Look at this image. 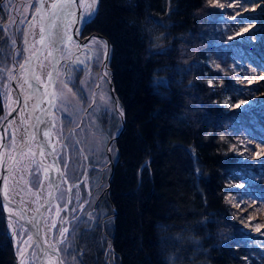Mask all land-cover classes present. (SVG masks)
<instances>
[{
  "label": "trees",
  "instance_id": "16d2710c",
  "mask_svg": "<svg viewBox=\"0 0 264 264\" xmlns=\"http://www.w3.org/2000/svg\"><path fill=\"white\" fill-rule=\"evenodd\" d=\"M223 13L208 0H98L85 25L110 43L124 119L106 195L116 264H254L223 199L246 169L233 137L256 130L251 113L224 104L244 93L229 66L248 54L228 38ZM101 237L99 226L86 229L77 264H106ZM0 264H16L1 202Z\"/></svg>",
  "mask_w": 264,
  "mask_h": 264
},
{
  "label": "rangeland",
  "instance_id": "374dc122",
  "mask_svg": "<svg viewBox=\"0 0 264 264\" xmlns=\"http://www.w3.org/2000/svg\"><path fill=\"white\" fill-rule=\"evenodd\" d=\"M34 2L35 0H33V3ZM16 3L24 4L25 0H16ZM219 3L224 5L223 15H227L228 20L230 18L233 24L231 30H227L229 35L228 38L234 42L237 39L235 44L244 48V51L246 50L248 54V56L243 55L242 58L236 57V64L229 66L230 75L234 78V84L242 87L244 93L243 95L241 93L235 95V102H231L228 97H225L224 104L229 111L242 110L246 111L244 113H251L256 125L255 133H249L246 136L244 133H241L237 135V137L236 135L233 137L237 140H234L236 155L243 162V166H246V169L240 179L231 181L227 184L223 199L228 204L231 214L236 220L235 225L238 234H240L241 244L247 248V253L255 259L254 264H264V167H262L264 166V96L259 91L260 87H264V32L261 31V29L264 28V0H254L252 3H243L242 0H219ZM29 8L25 14L26 17L28 16ZM32 11H34L33 8ZM0 14L1 16H6L2 10H0ZM94 14L92 16H94ZM19 18L20 17H18V19ZM224 18L226 19V16H224ZM27 20L28 18L25 19V23L23 24L16 23L7 27L9 35L7 40H9L11 52L10 61L6 64L8 68H19V64L23 62V52L26 56H30L39 45V36L37 32L29 28ZM3 23L5 25L8 24L6 18ZM23 27L28 28L26 34L27 43H25V39L22 37L21 31ZM32 32L35 33L34 36L31 34ZM13 40L16 42L15 45L12 43ZM100 40L104 41L102 39ZM87 51L89 55L86 58V70H88L90 74V66H96L95 73H91V81L95 82L96 75H98L100 69L103 71L102 75L103 73H107L106 80L101 82L102 86L95 97H90L92 87L85 92L87 96L85 104L83 105L78 103L76 98L69 97V99H71V116L64 112L62 104L57 101L51 117L50 128L55 139L60 134L62 128L64 137H69L70 130L75 128L74 136L66 141L70 145L66 151L71 156L68 169L69 183L67 185L62 184L61 190H64L73 183H80V187L78 190L73 189V192L70 194L72 197L70 204L67 203L69 193L65 195L64 200H55V203L50 206L51 211H47L46 213L44 220L46 224L44 222V225L48 228L47 225H50L52 221H56L59 227L61 226L60 220L63 218V226L69 229L66 235L68 236L70 247L68 244L57 245L62 249H68L67 252L62 251L59 253L60 260L63 261V264H77L76 260L79 257L78 241L81 235L85 233L86 229L89 231L92 227L99 226L102 230V237L100 239L105 243L106 264H116L118 257L113 253L110 246L113 209L110 207L108 201L105 200V208H101L99 214H93L92 211L94 210L97 199L99 197L102 199L104 191L107 188L108 178L110 176V167L108 166L109 160H111L112 163L115 162L114 144L111 142L119 134L121 129L119 117L121 111L119 105L115 106L110 96L111 92L109 93V83L107 80H109L110 71L107 67L102 69L104 58L98 61L94 53L90 54L89 48L88 50L85 48V56L87 55ZM67 57L69 56L67 55ZM49 62L48 53L45 52L41 59H39V64H37V69L35 71L37 74L41 75L42 79H46ZM41 65H43L42 68ZM20 73L22 77L17 83H23L24 78H26L24 70ZM60 81H65L63 79L62 67L58 72L56 89L62 88ZM249 81H251V83H249ZM6 90L9 93V99L7 100L4 95ZM20 91L23 93V96H27L29 95L30 89L27 84H24V88ZM0 95L3 104L2 117H7L11 108L15 106V104L11 103L15 95L12 94L11 81H8L6 78L0 80ZM93 98L95 104L89 107ZM241 101H243V103H241ZM236 105H239V107H236ZM82 118H84L83 124H81ZM106 118L111 121V126L108 128L107 124L103 122V120L106 121ZM4 120L5 119H0V125ZM70 120L72 123H70ZM53 122L55 124L54 127L52 126ZM76 125H79V127H76ZM76 141H79V143L76 144ZM32 143L34 144V141H32ZM73 144H75V149H82V153L79 156L75 149L71 147ZM97 148H99V151H97ZM11 155H14V150L11 151ZM85 155L87 156V160L83 159ZM28 158L29 157L25 158L18 156L20 163L19 165L17 164V168L29 166V164L27 165V163H29ZM34 166L35 165H32L30 161V167ZM62 167L63 165L61 164V168ZM74 167L76 169L75 172H73ZM83 174L85 179L83 178ZM20 175L21 173L19 172V176ZM73 176L75 179H73ZM85 180L87 182L82 183ZM20 183V186L25 189V191L19 193L20 198L26 203H29L28 199H31L30 207H37L40 199L37 201L36 196L27 191L24 186V181L21 180ZM11 185L12 184H10V186ZM43 190L44 194L47 195L49 191L48 183L44 185ZM33 191H35V189ZM76 191H79L80 194L79 201L74 195ZM10 193L14 196V192ZM57 196H59V193ZM21 199L19 200L20 203ZM85 201H87V203H84ZM26 203L24 206H29ZM81 204H83V208L80 207ZM21 205L23 206V203H21ZM57 205H60L61 208H65L66 206L67 210L61 211L59 215H57ZM5 209L7 213L10 212L8 208ZM71 209H76V211L73 212ZM7 223L8 233L12 240L16 259L19 261V264H21L22 259L20 255L21 250L24 252L23 259L25 264H38L37 259H34L30 255L32 251L37 253L36 248L30 249L22 243V240H27L28 232L25 231L27 228H22L21 224L19 222L17 223L13 218H11L13 227H9V218L7 219ZM14 231L18 234L14 235ZM54 232L55 230L53 229V233ZM89 237L95 238L93 234H89ZM102 240L98 242L101 241L102 243Z\"/></svg>",
  "mask_w": 264,
  "mask_h": 264
},
{
  "label": "snow or ice",
  "instance_id": "6c2138e0",
  "mask_svg": "<svg viewBox=\"0 0 264 264\" xmlns=\"http://www.w3.org/2000/svg\"><path fill=\"white\" fill-rule=\"evenodd\" d=\"M209 4L217 5L221 8H223V4L219 3V0H208ZM243 3H252L254 0H242ZM98 3V0H56V2L51 3L50 9L52 10H59L60 12H63L66 17L75 16L76 12L73 11V7H75L77 10H79L80 14L76 17L77 22H87L91 19L92 15L95 13L96 5ZM43 5V0H38V3H33V0H25L24 4H17L16 0H2V3H0V10H2L6 16H0V32H3L7 29V27L14 25L16 23H25L26 19V13L28 11V8L31 7L34 9L32 14V19L35 20L37 16H39V19L43 20V15L41 14V7ZM65 9H67V12H65ZM15 13V15H14ZM53 19H57L56 12L52 13ZM18 17H20L18 19ZM5 18L8 21V24L5 25L3 21ZM29 28L33 29L35 25L32 24L31 21L28 22ZM71 26V22L69 24ZM50 28H56L57 31L55 33V39L51 41V43L56 47V50H59V46L64 42V37L67 35L66 32H63V29L56 25L55 23L50 24ZM40 38L39 43L43 44L45 39L48 37L45 36V29L43 25L41 24L40 28ZM262 32H264V28L261 29ZM33 36L35 35L34 32L31 33ZM23 35V33H22ZM49 35H52V33H49ZM231 38V37H230ZM68 41L72 40L71 36L67 37ZM13 45H15V40H13ZM25 43H27V37L25 36ZM77 48L85 47L89 48L90 54H95L96 59L99 61L101 58H107V42L101 41L97 37H92L88 41L87 44L81 46L79 44L76 45ZM18 54V53H16ZM2 50H0V56H2ZM11 55V54H10ZM53 53L50 51L48 53V56H52ZM71 53L69 52L68 56L71 57ZM27 63V60L25 63L19 64V69L27 71V68L25 67ZM77 63H84V61H77ZM43 65H41V68ZM15 67L8 68L6 64L3 63V60H0V80L7 79L8 81L12 80H20L22 77L21 73H16ZM47 80L42 79L41 75L37 74L35 71L32 73V81L29 82L26 78H24L23 83H18L17 88L23 89L24 84L28 85L29 89H35V91H40V89H43V95L49 96L50 99H48L47 103L50 105L55 106V103L59 101L62 106L65 113H67L69 116H71V99L77 98L78 101L84 100L85 97L80 96L78 92L73 91V88L69 86V83L67 81H60L62 88L56 89L52 91L51 93H48L47 89L49 87V82L53 78V73L48 72L47 74ZM70 75V74H69ZM107 73H105V76ZM209 85L212 84V81L208 82ZM251 83V81H249ZM39 85V87H37ZM54 87V86H53ZM97 87H101L100 84H97ZM7 88V86H6ZM5 99H9V93L6 90L5 93ZM23 95V93H22ZM31 94L24 97L22 100L20 97H17L16 99H13L11 101L12 104L17 105V108H11L8 115H11V111H22L27 108V101L31 99ZM104 98V97H102ZM243 103V101H241ZM92 104H95V100L93 99L92 103L89 104V107H92ZM37 107H39L37 105ZM236 107H239V105H236ZM41 111H44L46 114H51L50 109H41ZM122 115V112L120 113ZM0 119H7V117H2ZM15 121H9L8 126L4 128V131L2 134H0V148H4L6 151L5 153L0 156V169H3V174L0 175V180L3 181V185L0 186V194L3 195V197L11 203L12 196L9 195L10 192H14V195H19L21 191H24V188H19L17 190V185L19 181H24V186L27 189L29 193L36 196L37 201L40 199V191L44 188L45 181H47L48 186L50 188H53L54 191H48L47 196L50 198L49 200H46L45 203L51 204L52 200H64L65 195L67 193H72L73 189H79L80 183H73L69 185L64 190H61V185L65 184L67 185L69 183L68 178V169H69V162L71 160L70 154L67 153V149L70 147V145L66 142L68 139H70L75 134V128L70 130L69 137L63 136V128L61 129L60 134L57 136L56 140L52 139V134L50 130L48 129L47 122L41 119L40 117H37V124L32 125V128L34 131L31 134V140L36 141L37 136H40V142L37 144V152L32 151L31 147H27V151H20L18 153L19 156L29 157L31 164L35 165L34 167L30 166H24L22 168L15 169L16 171H19L21 175L18 179L15 178L14 173L12 172V167L14 165H17L20 163L19 160L15 156L11 155V151L15 150L16 147V139H17V133L20 131L19 128L9 131L11 128V125L14 124ZM21 123H26V121L23 120V117H21ZM70 123L72 121L70 120ZM44 124L45 128L41 129L40 125ZM52 126L54 127L55 124L53 122ZM76 127H79V125H76ZM20 143L28 145L27 140H21ZM76 144L79 143V141L75 142ZM59 145V147H58ZM73 149H75V144L71 145ZM110 150V149H109ZM77 155L79 156L82 153V149H75ZM91 151V150H90ZM97 151H99V148H97ZM37 156L41 158H47V156H51L53 158V163L45 165L43 163V160H37ZM67 157V159H66ZM84 160H87V156H83ZM11 162V164L9 163ZM63 165V167H59V165ZM264 167V166H262ZM75 167L73 168V172H75ZM50 173H58L57 176H52ZM13 175L14 180L13 184L10 186L8 182V176ZM73 179L75 177L73 176ZM87 181H83L82 183H86ZM35 189V191H33ZM59 193V196L56 194ZM75 198L79 201L80 200V194L79 191H76L74 193ZM72 197L69 196L67 203H71ZM21 203H26L25 201L21 200ZM84 203H87L85 201ZM7 208V205L5 206ZM43 207V205H41ZM81 208H83V204L80 205ZM48 211H51V208L49 207L47 209ZM67 208H61L60 205H57V215L61 211H66ZM11 212V210H9ZM71 211L75 212L76 209H71ZM37 213H40V208L36 209ZM14 214V213H12ZM90 215V214H89ZM42 216V214H41ZM21 219H24L23 214L20 215ZM78 219V218H76ZM9 227H13V224L11 223V215L9 216ZM18 223V221H17ZM27 223L31 225L32 228L35 229V232L33 233L30 229H25V231L28 232L27 240H22V243H24L28 248L35 249L39 248L40 253L39 255L32 251L30 252V255L34 259H40L41 261L47 259L48 264H63L62 260H56L53 259L56 254L60 252H67V248H60L57 245L60 244H68L70 247V242L68 241V236L66 235L69 232V229L67 227L63 226V218L60 220V225L57 226L56 221H52L50 225L48 226L49 232H51L53 229L55 232L51 237L48 236V233H44L41 235L42 227L45 225L41 224V219L38 217H33L32 220H28ZM46 224V222H45ZM23 228L24 226L21 225ZM14 235L18 234L14 231ZM33 236L37 237L36 243L33 244ZM43 245H47V247H44ZM20 255L22 257L21 264H25V261L23 259L24 252L23 250L20 251Z\"/></svg>",
  "mask_w": 264,
  "mask_h": 264
},
{
  "label": "water",
  "instance_id": "95a60500",
  "mask_svg": "<svg viewBox=\"0 0 264 264\" xmlns=\"http://www.w3.org/2000/svg\"><path fill=\"white\" fill-rule=\"evenodd\" d=\"M73 11L76 12V15L75 16H71V17H66L64 15L63 12H60L59 10H52L50 9L49 10V15L48 17L45 16L44 12H43V8L41 7V14L43 15V20L41 21V24L43 25L44 29H45V36L48 37L47 39H45L44 43L41 44L39 43L37 49L29 56H25L26 60H27V64L25 65V67L27 68V71L25 72L26 73V79L29 81V82H33L32 81V73L34 71H36L37 69V63L39 61V59H41V57L43 56L42 54L45 53V52H52L53 55L52 56H49V69H48V72H52L53 73V78L52 80L49 82V87L47 89L48 93H51L52 91L56 90V83H57V74H58V69H59V66H60V61H59V50L57 51L56 50V47L51 43L52 40H54L56 37H55V33L57 31L56 28H50V24L52 23H55L56 25H59L62 29H63V32H66L67 31V27H68V24L69 22H71L73 20V17H75V25H76V28L78 27V22H77V19L76 17L78 16V12L79 10H77L75 7H73ZM53 12H56V17H58L57 19H53V16H52V13ZM65 12H67V9H65ZM60 16V18H59ZM60 20V21H59ZM86 23V22H85ZM49 33H52V35H49ZM73 36L75 37V30L73 32ZM92 37H97L99 39H102L104 41L107 42V58L103 60V66H102V69L106 68L107 67V63H108V58H109V52H110V43L109 41L104 38L103 36H101L100 34L98 33H93L91 35ZM89 38H86L85 41H87ZM66 40V36L64 37V42ZM63 42V43H64ZM62 43V44H63ZM61 44V45H62ZM60 45V46H61ZM59 46V48H60ZM45 50V52H44ZM22 70L17 68L16 69V73H20ZM15 73V74H16ZM47 80V76H46V79ZM110 80H112V76L110 77ZM18 80H12L11 81V90H12V94L15 95V99L17 97H20L22 100L24 99V96L22 95V92L17 88V83ZM34 83V82H33ZM54 86V87H53ZM37 87H39V85H37ZM110 88H111V95L115 101V104H117V101H116V98H115V95H114V91H113V87H112V81H110ZM32 92H35V89H32ZM34 95V94H33ZM44 97H46V107L44 109H50V112L51 114H46L44 111H42V113L38 116L40 117L41 119L44 120V118L48 119V120H44V121H51V117L53 115V111H54V107L53 105H50L47 103L48 99H50L49 96H45L43 95V93L41 94V99H43ZM40 99V100H41ZM40 102V101H39ZM56 104V103H55ZM35 107V102L33 103L32 107H31V110ZM13 108H17V105H15ZM19 111V110H18ZM18 111H11V115H8L7 114V119H5L1 125H0V134L3 133L4 131V128L8 126V123L9 121H13V119L15 118V116L17 115ZM120 118H121V132L123 131L124 129V119H123V116L120 115ZM37 124V119L36 121L34 122V124L32 125H35ZM32 125H30L31 129L30 131H34V129L32 128ZM45 126L44 124H41L40 125V128L42 129V127ZM116 139V138H115ZM114 139V140H115ZM113 140V141H114ZM40 142V136L38 135L37 136V140L35 141L36 144H38ZM5 149L4 148H0V156H2L4 153H5ZM21 150L20 149H16L14 151V155L16 158L18 157V153L20 152ZM47 158L49 159L50 163H53V158L51 156H47ZM110 165V168H111V174H112V171H113V163L110 162L109 163ZM59 167H61V165H59ZM3 174V169H0V175ZM110 174V176H111ZM58 173H53V176H57ZM9 177V176H8ZM3 185V181L0 180V186ZM49 191H54L53 188H50ZM106 191L108 192L109 191V186L108 188L106 189ZM71 193L68 194V197H67V200L69 198ZM57 195V194H56ZM50 198L47 196L46 200H49ZM45 200V201H46ZM45 201L42 203V204H39L37 208H40V213H37L35 211V213L31 216V220L33 217H38L41 219V224L43 225V218H44V215L46 214V212L48 211L47 209L53 205L55 203V200H52L51 201V204H47L45 203ZM0 202H1V206H2V209H3V214L5 216V219L7 220L9 218V216L11 215L10 213H7L6 212V205H7V208L9 207H12L14 208L15 210H17L19 212V214L21 215V213L23 214L24 216V219H21V218H17L13 215H11V218L15 219L16 221H18L21 225H23L24 227H26L27 229H30L33 233L35 232V229L31 227V225H29L27 223L28 220H30L28 218V215H27V212L19 205V204H16L14 202L11 201V203H9L8 200H6L2 194H0ZM41 205H43V207H41ZM36 208V209H37ZM42 214V216H41ZM41 235H43V227H42V231H41ZM36 240H37V237L33 236V240H32V243L35 244L36 243ZM44 247H47L46 245H43ZM36 251H37V254L39 255L40 253V249L39 248H36ZM56 258L57 260L59 261L60 260V257H59V253L56 254ZM38 261V264H45V260L41 261L40 259H37ZM16 264H19V261L16 259Z\"/></svg>",
  "mask_w": 264,
  "mask_h": 264
},
{
  "label": "flooded vegetation",
  "instance_id": "af4514ba",
  "mask_svg": "<svg viewBox=\"0 0 264 264\" xmlns=\"http://www.w3.org/2000/svg\"><path fill=\"white\" fill-rule=\"evenodd\" d=\"M34 3H38V0H35ZM43 7V5H42ZM32 8H29V13L28 16L26 18H28L27 23L29 21H33L32 19ZM80 12H78V16H79ZM75 17H73V20L71 21V26L67 27V31H66V40L65 42L60 46L59 48V61H60V66H59V70L62 67V71H63V79L65 81H67L69 83V86L73 88V91L78 92L80 96L85 97L84 100H80L78 101L76 98V101L78 103H81L82 105L85 104V100H86V96L85 92L88 91L91 87V94L90 97L92 98L93 96L95 97L96 93H98L100 91L101 87H97V84H101V82L106 80V76L103 73L102 75V70L100 69V72H98V75H96V79L95 82L91 81L92 78H90L91 73H95L96 71V66L91 65L90 66V74L88 72V70H86V58L88 57L89 53L87 51V55L85 56V47H80L77 48L76 45L79 44L81 46L85 45L88 43V41H85L86 38H92V34L88 31V29L85 28L86 23L85 22H78V27L76 28L75 25ZM33 24V22H32ZM29 25V24H28ZM27 27H23L22 28V37L25 39V36L27 34ZM8 28L3 31L0 32V37L1 35L4 36H9L8 32H7ZM75 30V37L73 36V32ZM71 36L72 40L68 41L67 37ZM88 39V40H89ZM25 45V44H24ZM88 50V48H86ZM90 51V50H89ZM69 52L72 54L71 57H67V55L69 54ZM26 54L23 52V62L25 63L26 61ZM77 61H84V63H77ZM28 63V62H27ZM26 63V64H27ZM88 65V63H87ZM94 66V67H93ZM58 70V72H59ZM70 74V75H69ZM107 82L109 83V80H107ZM94 83V84H93ZM109 86V93L110 91V85ZM111 94V93H110ZM111 96V95H110ZM112 98V97H111ZM94 99V98H93ZM85 112V111H84ZM104 116V115H103ZM83 119L81 120V124H83ZM103 122L105 124H107V128L111 126V121L106 118V121L103 120ZM80 124V126H81ZM85 172V169H84ZM90 175V173H89ZM83 178L85 179V176L83 174ZM107 192L106 190L104 191V196H102V199H100V197L97 199L95 205H94V210L92 211L93 214H99L101 208H105V200H107Z\"/></svg>",
  "mask_w": 264,
  "mask_h": 264
},
{
  "label": "bare ground",
  "instance_id": "6f19581e",
  "mask_svg": "<svg viewBox=\"0 0 264 264\" xmlns=\"http://www.w3.org/2000/svg\"><path fill=\"white\" fill-rule=\"evenodd\" d=\"M52 1L56 2V0H43V7L42 8H43V12H44V14H45L46 17H48V15H49L50 5H51ZM59 18H60V16H59ZM32 22H33V25H35V27L33 28V30H34V32H37V34H38V36L40 38L39 28H40L41 20L39 19V16H37V18L35 20H33ZM44 52H45V50H44ZM43 54H45V53H43ZM37 64H39V63H37ZM259 91L264 96V87H260L259 88ZM42 93H43V89L42 88L40 89V91H35V92H32V89H30L29 94H31V97L32 98L27 101V108L24 109V110H22V111L19 110L18 113H17V115L13 119L15 121V123L11 125V128L9 129V131L15 130L17 128H19V130H20L17 133L15 150L16 149H20V150L23 149V151H27V147H31L32 151L37 152V151H35V148H34L35 143L33 144L32 143V140L30 141L31 134H32V131H30V130H32L31 127H30V125L34 124V122L36 121L37 117L42 113L41 109H44L46 107V100H45L46 97H44L43 99H41V94ZM34 102H35V107L31 110V107H32V105H33ZM37 105L39 107H37ZM21 117H23V120L26 121V123H23V124L21 123ZM44 120H48V119L44 118ZM47 125H48V129L50 130V132L52 134V131L50 129L51 128V121H47ZM43 128H45V126H43L42 129ZM22 139L23 140H27L29 142L27 146L25 144L20 143V141ZM52 139L53 140H56L53 135H52ZM24 157L26 158L27 156H24ZM37 159L38 160H43V163L45 165L50 164V162L48 161L47 158L45 159V158H41V157L37 156ZM28 162L29 163H27V165L29 164V166H30V159L29 158H28ZM9 163L11 164V162H9ZM15 169H17V165H14L12 167V172L14 173L15 178L18 179L19 178V172L16 171ZM50 175L53 176V173H50ZM9 177H10V179H9V185H10V184H13L12 181L14 180V177L11 174L9 175ZM46 183H47V181L45 182V184ZM20 185H21V183L19 181V183L17 185V190L19 189V186ZM20 188H22V186H20ZM43 189L39 193V195H40V200H39L40 202L39 203H41L45 199V195H44V192H43L44 190ZM24 191H25V189H24ZM10 195L12 196L11 193H10ZM14 196H12V199L15 200V201H12V202H14L16 204H19L20 202L18 203L17 201L21 199L20 196L19 195L18 196L17 195H14ZM28 201H29V203L27 202L26 204H28L29 206H24L25 203H23L22 208L27 212L28 218L30 219L31 216L35 213L36 210L34 208L30 207L31 206L30 201H32V200L31 199H28ZM8 209L11 210V212H9L11 215L20 218V214H19V212L17 210H15L12 207H9ZM12 213H14V214H12ZM44 233H48V236L51 237L53 235V230L51 232H49V229L47 228L46 230L44 229L43 234ZM111 248H112V246H111ZM113 253L116 255V253L114 251H113ZM53 259H56L57 260L56 256H54ZM45 264H48L47 259H45Z\"/></svg>",
  "mask_w": 264,
  "mask_h": 264
}]
</instances>
